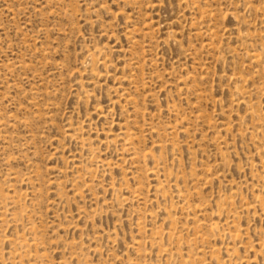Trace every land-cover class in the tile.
Returning <instances> with one entry per match:
<instances>
[{
    "label": "rangeland",
    "instance_id": "rangeland-1",
    "mask_svg": "<svg viewBox=\"0 0 264 264\" xmlns=\"http://www.w3.org/2000/svg\"><path fill=\"white\" fill-rule=\"evenodd\" d=\"M0 264H264V0H0Z\"/></svg>",
    "mask_w": 264,
    "mask_h": 264
}]
</instances>
